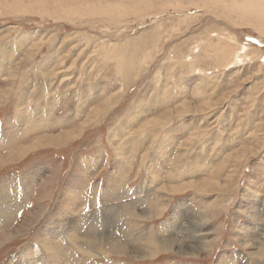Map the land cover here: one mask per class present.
I'll use <instances>...</instances> for the list:
<instances>
[{"label":"rangeland","instance_id":"rangeland-1","mask_svg":"<svg viewBox=\"0 0 264 264\" xmlns=\"http://www.w3.org/2000/svg\"><path fill=\"white\" fill-rule=\"evenodd\" d=\"M0 264H264V0H0Z\"/></svg>","mask_w":264,"mask_h":264},{"label":"bare ground","instance_id":"bare-ground-1","mask_svg":"<svg viewBox=\"0 0 264 264\" xmlns=\"http://www.w3.org/2000/svg\"><path fill=\"white\" fill-rule=\"evenodd\" d=\"M88 117H90V115H88ZM22 151H23V150H22ZM26 185H27V184H26ZM27 186H28V185H27ZM2 190H3V189H2ZM2 190H1V193L4 195V191H2ZM4 190H5V189H4ZM6 191H7V190H6ZM6 191H5V192H6ZM133 204H134V203H133ZM77 210H78V209H77ZM105 212H106V211H105ZM14 213H15V212H14ZM107 218H108V217H107ZM107 220H109V219H107ZM107 220H106V221H107ZM47 223H48V222H47ZM109 223H110V222H109ZM11 225H12V224H11ZM109 226H110V225H109ZM1 228H2V227H1ZM102 228H103V227H102ZM112 228H113V227H112ZM51 229H52V228H51ZM107 229H108V228H107ZM89 230H90V229H89ZM54 231H55V230H54ZM86 233H87V232H84V233L82 232L81 234L83 235V234H86ZM106 233H107V232H106ZM12 234H13V233H12ZM79 234H80V232H79ZM87 234H88V233H87ZM108 234H109V233H108ZM109 235H110V234H109ZM43 236H44V235H43ZM74 236H75V235H74ZM81 237H82V236H81ZM86 237H87V236H86ZM43 238H44V237H43ZM70 238H72V237H70ZM74 238H75V237H74ZM89 238H90V237H89ZM106 238H107V237H106ZM51 240H52V239H51ZM58 240H59V239H58ZM73 241H74V240H73ZM76 241H77V240H76ZM76 241H74V242H76ZM86 241H87V238H86L85 242H86ZM90 241H91V240H90ZM70 242H71V241H70ZM85 242H84V243H85ZM51 243H52V241H51ZM51 243H50V244H51ZM57 243H58V241H57ZM68 243H69V242H68ZM97 243H98V242H97ZM105 243H106V242H105ZM55 244H56V243H55ZM55 244H54V245H55ZM80 244H81V243H80ZM95 244H96V243H95ZM54 245H53V249L58 251V249H57L56 246H54ZM72 245H74V244H72ZM68 246H69V245H68ZM75 247H76V246H75ZM82 247H83V249H85L84 246H82ZM87 247H88V246H87ZM67 248H68V247H67ZM71 248H73V247L71 246ZM77 248H78V247H77ZM102 248H103V247H102ZM79 249H80V248H79ZM83 249H82V250H83ZM87 249H88V248H87ZM99 249H100V248H99ZM103 250H104V249H103ZM67 251H68V250H67ZM84 251H85V250H84ZM101 251H102V249H101ZM71 252H72V251H71ZM122 252H123V251H122ZM124 252H125V251H124ZM68 254H69V253H68ZM88 254H89V252L87 253V255H88ZM57 256H58V255H57ZM87 257H88V256H87ZM70 258H71V257H70ZM56 259H57V258H56ZM49 260H50V259H49ZM31 261H32V260H31Z\"/></svg>","mask_w":264,"mask_h":264}]
</instances>
